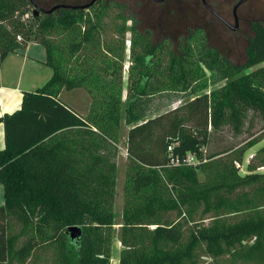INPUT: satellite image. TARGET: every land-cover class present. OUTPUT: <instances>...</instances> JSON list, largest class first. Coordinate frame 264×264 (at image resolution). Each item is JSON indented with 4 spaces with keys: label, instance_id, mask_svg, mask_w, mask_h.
<instances>
[{
    "label": "trees",
    "instance_id": "1",
    "mask_svg": "<svg viewBox=\"0 0 264 264\" xmlns=\"http://www.w3.org/2000/svg\"><path fill=\"white\" fill-rule=\"evenodd\" d=\"M29 6L0 0V66L34 42L44 47L52 75L0 118V264H40L38 251L52 253L47 264H110L122 121L129 126V164L119 264H199L206 257L214 264H264V146L240 172L245 154L264 135L209 156L205 150L209 131L221 125L240 131L248 110L264 123V66L247 72L264 65L262 23L250 22L248 59L239 67L210 47L202 29H188L176 49L167 39L151 43L150 31L140 35L118 3L38 17L32 12L24 21ZM113 7L119 12L112 14ZM136 37L144 45L140 51ZM206 72L222 83L216 90L147 115L156 94L206 88ZM166 76V83H152ZM80 89L90 98L85 116L61 98L65 90ZM188 154L200 164L169 166L171 157ZM72 226L81 229L79 239H70Z\"/></svg>",
    "mask_w": 264,
    "mask_h": 264
},
{
    "label": "rangeland",
    "instance_id": "2",
    "mask_svg": "<svg viewBox=\"0 0 264 264\" xmlns=\"http://www.w3.org/2000/svg\"><path fill=\"white\" fill-rule=\"evenodd\" d=\"M37 6L40 9L47 10L58 4H68V5H79L87 4L91 0H35ZM107 4L118 3L123 5V14L129 19L133 18L136 20V28L140 35H144L148 30L150 31V42L153 44H160L165 39L169 43L172 42L171 48H177L179 40L186 35L188 29H199L201 28L206 37L210 47L218 50L225 58H227L232 65L242 67L247 62V51L249 46V39L252 36L251 30L248 29V23L252 20H259L264 26V0H249L243 4L239 10L238 15L243 16L241 24L238 31H230L223 24H221L217 19H215L205 7H203L200 0H165L164 3H154L152 0H102ZM238 0H205L206 4L216 11L222 18H224L232 26L234 25L232 21V9L233 5ZM33 7L32 5L28 7V18L31 17ZM112 14L119 12L115 7L110 9ZM28 18L24 17V21ZM131 27V23L126 24ZM132 35L127 34L125 36V63L123 68V94L124 100L126 99L127 86L129 82L128 70L131 65V60H129V48L131 43ZM136 40L140 44V49H143L144 45L141 40L136 37ZM43 51L44 47L37 45L34 47ZM169 48V46H168ZM163 55V56H162ZM160 58L166 61V54L162 52ZM264 65H259L258 67H252L247 70L251 72ZM52 75L51 68H48ZM164 71V69L162 70ZM164 74V73H163ZM207 77L204 79L206 81V88L197 89L196 93H184L180 95L176 94H156L150 98L151 102L149 109L147 110V115L157 116L160 114L172 111V109L182 106L185 101L190 100L194 97H199L204 93L216 90L222 83L217 81L215 83L211 79V73L206 72ZM168 76L163 79H152V83H166ZM61 98L64 102L68 104L71 109H75L80 115L88 110L90 104V98L86 94L84 89L74 90V91H63ZM242 127L240 131L234 132L230 126L221 125L217 131H209V145L205 149L206 155H212L225 151L227 149L239 146L243 144L245 140H250L253 136H258L260 133L264 135V123L261 121L260 115L254 110H248L242 118ZM119 140L117 142V155L115 157V163L117 166L116 171V189H115V202L113 207L114 214V226L112 228V241H111V258L110 264H119L120 252L123 249L118 241L119 229L122 223V207L124 203V187L126 183V170L129 162L127 161V135L129 126L124 123L120 124ZM210 130V128H208ZM264 146V141L253 148V150L248 151L244 156V165L240 166V172L244 173L246 171L245 166L249 163L254 156L257 149ZM260 172L264 173V168L259 169ZM39 259H36L37 263L47 264V259L49 260L52 253H45L42 251L37 252ZM220 264H224V259ZM49 264V263H48ZM199 264H214L209 258H204L199 261Z\"/></svg>",
    "mask_w": 264,
    "mask_h": 264
},
{
    "label": "crops",
    "instance_id": "3",
    "mask_svg": "<svg viewBox=\"0 0 264 264\" xmlns=\"http://www.w3.org/2000/svg\"><path fill=\"white\" fill-rule=\"evenodd\" d=\"M37 43L30 42L25 50L8 55L0 66V118L12 114L22 103V93L35 91L44 86L51 72L45 65V50L40 51ZM41 46V45H39ZM44 49V48H43ZM74 112L75 109H73ZM77 113V112H76ZM85 111L80 116H85ZM4 147L3 125L0 122V150ZM3 187L0 184V206L4 204Z\"/></svg>",
    "mask_w": 264,
    "mask_h": 264
},
{
    "label": "water",
    "instance_id": "4",
    "mask_svg": "<svg viewBox=\"0 0 264 264\" xmlns=\"http://www.w3.org/2000/svg\"><path fill=\"white\" fill-rule=\"evenodd\" d=\"M30 2V4L33 6V14L38 17L40 14H47V15H51L55 12H58L62 9H66V10H85V9H88L90 8L91 6H93L94 4H96L97 1L99 0H91L89 3L87 4H82V5H79V6H74V5H68V4H62V5H55L53 7H51L50 9H47V10H42L40 8H38L33 0H27ZM154 1L155 3L157 4H160L162 2H164V0H152ZM248 0H239L237 1L235 4H234V8H233V18H234V23H235V26H229L230 30L231 31H236L239 27V24L237 23V16H236V11L238 10V8L246 3ZM201 3L204 7H206L207 9H209L211 11V13L216 16V12H214L210 7H208V5L206 4L205 0H201ZM69 236H70V239L71 240H76V239H79L81 236H82V232H81V229L78 227V226H72V227H69L68 230H67Z\"/></svg>",
    "mask_w": 264,
    "mask_h": 264
},
{
    "label": "built area",
    "instance_id": "5",
    "mask_svg": "<svg viewBox=\"0 0 264 264\" xmlns=\"http://www.w3.org/2000/svg\"><path fill=\"white\" fill-rule=\"evenodd\" d=\"M29 16H26L25 18H28ZM17 40L20 41V36L17 37ZM169 151L172 150L171 147L168 149ZM169 166L171 167H179V166H196L200 164V160L196 159L194 155L188 154L185 158H179V157H171L169 160Z\"/></svg>",
    "mask_w": 264,
    "mask_h": 264
},
{
    "label": "flooded vegetation",
    "instance_id": "6",
    "mask_svg": "<svg viewBox=\"0 0 264 264\" xmlns=\"http://www.w3.org/2000/svg\"><path fill=\"white\" fill-rule=\"evenodd\" d=\"M100 1H102V0H99V1H97V2H100ZM165 1V0H164ZM201 1V0H200ZM239 1V0H238ZM249 1V0H248ZM247 1V2H248ZM33 2H34V4L37 6V3H36V1L35 0H33ZM154 2V1H153ZM155 3V2H154ZM162 3H164V2H162ZM62 4H64V3H62ZM62 4H58V5H62ZM245 4V3H244ZM79 5H81V4H79ZM79 5H74V6H79ZM95 5V4H94ZM243 5V4H242ZM241 5V6H242ZM240 6V7H241ZM38 7V6H37ZM92 7V6H91ZM90 7V8H91ZM204 7V6H203ZM209 7V6H208ZM239 7V8H240ZM39 8V7H38ZM211 8V7H210ZM233 8H234V5H233ZM239 8H238V10H239ZM89 9V8H88ZM205 9H206V11H208L215 19H217V21H219L221 24H223L228 30H230V28H229V26H228V24L230 25V26H232L230 23H228L224 18H222L216 11H214V12H216V16H214L212 13H211V11L209 10V9H207L206 7H205ZM212 9V8H211ZM43 10V9H42ZM86 10V9H85ZM238 10L236 11V16H237V23L239 24V27H240V22H241V20H243V16L241 17V16H239L238 15ZM58 12H60V11H58ZM58 12H55V13H58ZM41 15V14H40ZM44 15V14H43ZM231 17H232V21H233V23H234V18H233V9H232V15H231ZM252 21H258V22H260L259 20H252ZM251 22V21H250ZM250 22L248 23V29L250 30ZM262 23V22H261ZM233 26H235V23H234V25ZM232 26V27H233ZM239 27H238V29L236 30V31H238L239 30ZM199 29H201V28H199ZM231 31V30H230ZM233 32V31H232Z\"/></svg>",
    "mask_w": 264,
    "mask_h": 264
}]
</instances>
